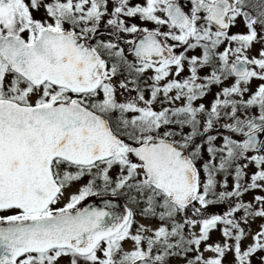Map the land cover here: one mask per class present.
Returning a JSON list of instances; mask_svg holds the SVG:
<instances>
[{
    "label": "snow or ice",
    "instance_id": "6c2138e0",
    "mask_svg": "<svg viewBox=\"0 0 264 264\" xmlns=\"http://www.w3.org/2000/svg\"><path fill=\"white\" fill-rule=\"evenodd\" d=\"M262 149L264 0H0V264H252L264 224L246 249L241 224L264 218V196L239 198L264 191ZM105 196L125 204L82 206ZM218 225L224 243L207 244Z\"/></svg>",
    "mask_w": 264,
    "mask_h": 264
},
{
    "label": "rangeland",
    "instance_id": "374dc122",
    "mask_svg": "<svg viewBox=\"0 0 264 264\" xmlns=\"http://www.w3.org/2000/svg\"><path fill=\"white\" fill-rule=\"evenodd\" d=\"M149 27H151V25H149ZM101 30H103V29H101ZM231 31L232 32L243 31V28H242V26H238V27L232 28ZM258 48H260V45L259 44H255L249 54L250 55H255ZM220 49L222 51L223 50V46ZM197 54H200V50L199 49H197L195 51H191V52L188 53L189 56L197 55ZM186 68H185V70H186ZM148 75H151V72H149ZM183 75L186 76L187 72H184ZM231 83H232V80L225 81L224 84H222L221 86L218 87V91L220 90V87L228 86ZM258 83H260V82L257 81V80H253L252 81V85H251L252 88H255V86ZM133 95H134V93H133ZM145 95L147 96V92L145 93ZM209 96H210L209 98H203V99L197 100L195 103L197 105L200 104V103H203L206 106H208L210 104V102L214 99V94H211ZM117 99L118 100L119 99H123V97L120 96L119 92H117ZM218 130L220 132L223 131L224 134H226V135H231V133H228L227 131H225L221 127H218ZM186 131H187V129H186ZM212 134H216V132L213 131ZM197 142L198 143L200 142L199 138L197 139ZM215 143L217 145H219L221 143V141L217 140ZM261 151L264 152V149H262ZM252 154H255V153H251V152L249 153V155H252ZM203 156H204V160L208 159V155H207L206 150L204 151ZM218 160H219V157H217V162H218ZM202 162L203 161L199 162L197 166L199 167L200 163H202ZM237 163L248 164V167L245 169V175H244V177H243V179L241 181L242 183L246 184L247 182H249L251 174L256 170L255 165L252 164V163H249L248 161H245V160L237 161ZM233 173H234V165H233V168L230 169L228 172H219V173H217V175H216V180H217L216 191L217 192L223 191V190L231 191L233 183H234ZM201 178L203 179V172H201ZM225 180L227 181V189H223V188L220 187V185L223 184ZM255 196H264V191H261L259 189L250 190L247 193L243 194L239 198V201L240 202H244V203H254V197ZM236 202H237L236 198H233L232 200L227 201V202L217 203L215 205H212V206L208 207L207 210H206V214H208V213L222 214L229 207L230 204H234ZM137 213H139V209H137ZM186 214L188 216H191L192 215V210L189 208L187 210ZM242 215H243L242 211L235 213V216H236L237 219H239ZM136 219L140 223H143L145 225H149V226H151L153 228H155L160 223L156 219H141L139 214H137ZM177 220H180L179 216L177 217ZM262 224H264V218H261V217L250 218L249 222L247 224H241V226L245 229V232H246V236L243 238V240L241 242L242 249H246V247L253 242L252 241V236L257 231H259L260 225H262ZM222 227H223V225H218L217 229L212 230L210 232V239L206 242L207 244H211L212 241H214V240H216V241L218 240V243H220V244L224 243V237L222 236L221 231H220V229ZM184 231H185L186 234L188 232H190V231H195L196 233H198L199 232V226H196L194 229H189V228L186 227ZM229 243H233V241H229ZM204 248H205V244L202 243L200 245V250L203 252ZM204 253L205 254H213L214 255V253H211V252H204ZM226 254L228 255V257H230V259H232L233 253L231 251L227 252Z\"/></svg>",
    "mask_w": 264,
    "mask_h": 264
},
{
    "label": "flooded vegetation",
    "instance_id": "af4514ba",
    "mask_svg": "<svg viewBox=\"0 0 264 264\" xmlns=\"http://www.w3.org/2000/svg\"><path fill=\"white\" fill-rule=\"evenodd\" d=\"M33 15L37 19L42 18L44 16L43 8H41L39 11H33ZM101 29H103V25H101ZM116 171H117V169L114 168L112 170L111 174L114 176ZM88 179H89V177L85 176L78 183H74L70 188L66 189L65 197H67L69 193L75 192L80 185L87 183ZM112 199L119 201V203L116 204V207L118 209L122 208V206L125 204V198L122 196L115 197V198H112L110 196H105L103 198H101V197H89L86 201H84L82 203V206H84V205L103 206L101 203L102 200H112ZM7 214H11V213L0 212V215H7ZM133 230H135V229H133ZM216 243H218V240L212 241L211 244L214 245ZM125 247L126 248L129 247V245L126 244ZM189 255L190 256L194 255V253H190ZM204 256L205 257H211V256H213V254H205L204 253ZM261 256H264V252L258 251L255 255H253V257L251 258L252 264H260ZM68 261H69V258L64 257L60 260V264H68ZM168 264H185V260L183 259L182 256H172L171 258L168 259ZM223 264H234V256L232 257V259H230V257H228V255L226 254L224 259H223Z\"/></svg>",
    "mask_w": 264,
    "mask_h": 264
},
{
    "label": "trees",
    "instance_id": "16d2710c",
    "mask_svg": "<svg viewBox=\"0 0 264 264\" xmlns=\"http://www.w3.org/2000/svg\"><path fill=\"white\" fill-rule=\"evenodd\" d=\"M137 23H138V21H136ZM103 31V30H102ZM220 51H221V49H220ZM197 55H200V54H197ZM185 72H187V68H186V70H185ZM207 72V69H205V70H203L200 74L203 76L205 73ZM216 92H218V86H212V89H211V92L210 93H208V95H206L204 98H209L210 96L209 95H211V94H215ZM203 99V98H202ZM217 127H219V126H217ZM223 132V131H222ZM224 133V132H223ZM237 139H239V137L237 136L236 137Z\"/></svg>",
    "mask_w": 264,
    "mask_h": 264
}]
</instances>
